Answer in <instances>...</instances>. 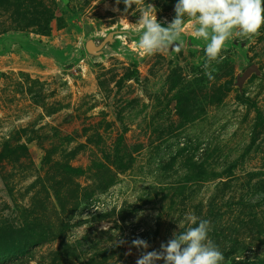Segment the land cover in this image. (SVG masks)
<instances>
[{
  "label": "rangeland",
  "instance_id": "obj_1",
  "mask_svg": "<svg viewBox=\"0 0 264 264\" xmlns=\"http://www.w3.org/2000/svg\"><path fill=\"white\" fill-rule=\"evenodd\" d=\"M177 3L0 0V264H170L186 214L222 264H264V26L217 64L185 15L144 54L140 12Z\"/></svg>",
  "mask_w": 264,
  "mask_h": 264
},
{
  "label": "clouds",
  "instance_id": "obj_2",
  "mask_svg": "<svg viewBox=\"0 0 264 264\" xmlns=\"http://www.w3.org/2000/svg\"><path fill=\"white\" fill-rule=\"evenodd\" d=\"M121 0H117L120 3ZM126 8L137 4L138 0H122ZM154 6L142 10L137 21L142 26L138 47L146 55H153L170 48L179 51L180 36L184 28V17L195 18L199 27L195 30L197 38L209 41L205 47V56L208 61L222 63L221 53L225 43L232 37L250 40L256 36L264 26V0H179L175 6L177 16L168 26L162 27L157 15L151 13ZM164 22H167L165 20ZM205 76L212 80L213 72L207 71ZM185 220L196 226L188 227L177 235L167 247V260L170 264H222L223 253L209 240L208 233L211 222L199 220L191 214H186ZM123 243V241H121ZM134 245H144L143 240H134ZM149 254L137 264H149L152 256Z\"/></svg>",
  "mask_w": 264,
  "mask_h": 264
},
{
  "label": "water",
  "instance_id": "obj_3",
  "mask_svg": "<svg viewBox=\"0 0 264 264\" xmlns=\"http://www.w3.org/2000/svg\"><path fill=\"white\" fill-rule=\"evenodd\" d=\"M86 47H87V49H88L89 51H91V52H96V51L99 50L101 47H103V45H99V46H97L93 40H89V41L87 42V44H86ZM253 71H258V67H257L255 64L251 65V66L245 71V73L240 77V79H239L240 84H242V83L246 80V78H247V77H248Z\"/></svg>",
  "mask_w": 264,
  "mask_h": 264
}]
</instances>
